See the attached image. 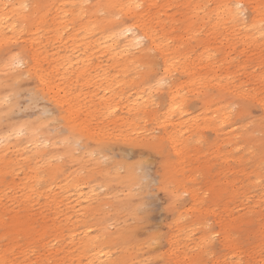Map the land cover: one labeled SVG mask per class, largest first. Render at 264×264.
<instances>
[{
  "label": "rangeland",
  "instance_id": "1",
  "mask_svg": "<svg viewBox=\"0 0 264 264\" xmlns=\"http://www.w3.org/2000/svg\"><path fill=\"white\" fill-rule=\"evenodd\" d=\"M5 1L4 10L11 0ZM136 1L139 9L145 7L150 29L161 39L170 37L164 48L141 39L134 55L147 50L151 70L131 62L102 75L94 64L93 70L76 76L74 70L64 71V59L56 58L79 44H93L117 20H139L133 11L109 20L100 0H29L26 19L10 18L18 28L6 31L0 42L1 131L9 134L10 145L22 147L19 153L32 159L29 163L16 154L5 155L20 163L9 167L8 185L0 191V253L11 264L37 263L51 248L60 252L48 264H89L92 249L77 242L88 230L105 241L96 244L110 250L117 264L127 257V264H264V43L226 20L213 26L214 14L194 15L193 1L156 0L151 10L147 0ZM256 1L264 3L251 0L246 23ZM201 3L204 9L213 6L212 1ZM110 11H118L117 6ZM91 51L94 62L107 65L108 55ZM7 54L18 55L24 63L9 67ZM170 57L171 64L163 66L162 59ZM103 76L110 77V87L119 93L115 115L130 116L124 108L128 98L148 99L146 111L134 123L100 122L90 94L105 86ZM161 80L166 83L158 86ZM171 88L178 101L174 109L169 107ZM223 116L227 120L221 123ZM193 120L196 124L185 131L184 125ZM69 124L86 145L102 141L110 147L94 153L97 161L92 159L86 169L77 150L72 160L49 161L60 155V139L69 134ZM27 127L34 129L37 140L50 139L41 143L37 159L28 134L17 132ZM146 138L160 145L142 143ZM115 159L121 161L116 168L121 174L124 163L139 164L136 172L143 168L148 185L140 197L131 190L133 212L118 209L104 219L103 209L123 201L127 192L119 183L111 189L103 185L104 169L114 167ZM50 167L53 175H48ZM33 174L38 179L32 189H22ZM79 192H91L96 197L91 207L103 203L102 209L80 214ZM134 225L141 246L132 245L127 256L111 237L113 231ZM204 236L218 239L206 244ZM175 256L182 259L176 262Z\"/></svg>",
  "mask_w": 264,
  "mask_h": 264
},
{
  "label": "bare ground",
  "instance_id": "2",
  "mask_svg": "<svg viewBox=\"0 0 264 264\" xmlns=\"http://www.w3.org/2000/svg\"><path fill=\"white\" fill-rule=\"evenodd\" d=\"M101 1V11L105 12L108 11V16L106 19L109 20H116L117 14H127L129 11H133L135 15H138L140 18L139 20H136L130 24H125L122 20H117L115 22V25H112V29L108 33H104L98 38L93 44L88 45V43L79 44L78 47L76 46L72 47V49L69 51V54H62L58 55L56 58H62L64 59V62L62 63V67L64 71L70 72L71 70L76 72V76L79 74H83L88 70H93L95 68V65L98 67V69H102V75L106 73V69H115L116 66L121 64L129 63H135V64H143L147 70H151V66L153 64V61H150L148 59V53L147 50H145V54L143 53L142 56L134 55V52L139 49V47L142 45V38L146 37L147 39H150L151 46L152 47H167L170 45L169 36L163 37L161 39L160 35L157 36L156 32H154L153 29H150L149 25L145 21L147 19L148 15H145L144 9L145 7H140V3L136 0H100ZM149 6V10L152 9V5L155 6L156 0H147ZM188 1H193L191 12H195L194 15H197L199 12H202L203 17H205L208 14H214L213 16V26H217L220 24L221 21L226 20L230 26L233 29H244L245 34H249L250 36L255 39V42L264 43V31L260 28V23L262 20H264V3L261 1H256V4L252 5V17L248 23H246L243 19L245 16V10L248 8V6L251 3V0H205L206 2L212 1L213 6H211L209 9H204V5L201 3L202 0H185L187 4H190ZM29 0H11L8 1L9 3V9L4 10L3 6L4 3H6L5 0H0V42L3 41L5 38L6 31L15 32L16 24L14 21L17 19L24 20L28 17V14L25 11L24 5H27ZM242 4L245 6V9L242 10L244 12V15L241 16L238 13V10L234 7L235 4ZM112 6H117V10L114 13L110 11V8ZM250 7V6H249ZM150 13V12H149ZM205 14V15H204ZM10 18L16 19L11 20ZM189 27V26H188ZM92 30V29H89ZM196 31V29H195ZM129 32V35L126 34ZM195 35V34H193ZM163 36V35H162ZM261 41H258L260 40ZM257 40V41H256ZM81 46L83 47L81 49ZM34 49V48H33ZM88 49L89 51H87ZM91 49H94L95 51H99L101 53H104L108 55L109 62L107 65L102 67V64L98 61H93L91 59L92 51ZM58 52V51H57ZM77 53L76 55H74ZM129 53V54H128ZM142 53V52H140ZM129 56H128V55ZM8 61L10 66L12 67L13 63L11 60V57L13 55L7 54ZM135 56H138L137 58ZM143 60H141L140 59ZM56 58L54 60L56 61ZM125 59L127 62L121 60ZM172 57L170 58H163L162 63L163 66L168 63L171 64ZM189 59H184V61H188ZM20 63H24L22 59H20ZM95 64V65H94ZM102 67V68H101ZM89 71L88 73H90ZM104 77V76H103ZM105 78V86L102 87V90H93L91 91V96L96 100L97 107L94 109L95 113H101V123L103 125H110V124H120V123H127L132 124L135 120L139 119L137 116L140 112H145L148 106V99L145 95H137L136 97L132 99H127L125 104V110L128 113L129 117H120L119 115H115V111L118 108V103H120L116 97H119V93L114 90L112 87H110L109 78L110 77H104ZM99 92V94H98ZM175 90L171 88L168 92V100L170 101L169 107L170 109H174V106H178L176 101V94L174 93ZM98 94V96H97ZM2 97L0 96V101ZM121 104V103H120ZM101 108V109H99ZM101 110V112L99 111ZM170 112L168 113V115ZM225 114V113H223ZM72 116V115H70ZM72 120L71 118H69ZM227 120V116L221 117V123L225 122ZM73 121V120H72ZM179 123V122H178ZM196 124L193 120L188 121L185 126V131L189 129L190 126ZM28 126V125H26ZM69 134L67 136H64L60 139V143L62 144V149L60 151V155H53L50 156L52 159H59L60 157H65L66 159L72 160L73 151L77 150L80 153L79 158L82 160V165L86 169V165L90 163L92 159H94L93 163L96 162V156H93L96 152L104 151L110 147H107L105 142L98 141L95 145V147L88 146L86 144L87 140H84L83 137L79 136V134L74 130V127L72 124H69ZM17 132H26L28 134V140L30 143V151L33 152L34 159H37V157L40 156L38 153V149L40 148L41 143H45L50 141V139L47 136H43L42 140H37L35 137L34 129L31 127H27L25 129L19 128ZM9 134L7 132L1 131V124H0V191L1 188L6 187L8 185L7 181V174L9 167H11L13 164L17 165V168L19 167L20 159L15 160L11 157L5 158V155H7V152L13 153L18 155L22 160L28 161L32 158L24 157V153H19L20 149H23L22 147H19L17 144L10 145L8 140ZM142 143H151L155 147H158L160 143L154 139L151 141V139H141ZM175 146V143L174 145ZM160 149V147L158 148ZM162 151V149H160ZM163 152V151H162ZM77 158V157H75ZM30 163V162H29ZM121 161L115 159L114 167L104 169V186H107L108 189H111V185L114 183H119L123 186L125 189L126 195L125 199L123 201H113L108 204L107 209H103V212L105 213L107 218H112L113 215H116L117 210H124L125 212H133L135 209V205L132 204L131 201V193L135 189L138 191V196H142L143 191L146 189V186L148 185L147 182V176L143 172V168L140 170V172H136L139 164L137 163H124V172L121 174L119 173L116 168L119 167L121 164ZM123 164V163H122ZM30 165V164H28ZM31 166V165H30ZM32 168V166H31ZM33 169V168H32ZM50 171H48V175H53V172H55V169L53 167L49 168ZM101 173V172H100ZM173 178V175H166V178ZM28 180L30 181L29 184L22 187V189L31 190L33 183L38 179V176L36 174L27 176ZM51 178L50 180H52ZM164 180L163 177H161L160 183L164 184L162 181ZM77 189V187H75ZM80 190V188L78 189ZM92 190V189H90ZM132 190V191H131ZM83 193L79 192V196H82ZM89 198V200H87ZM96 200V197L89 192L88 195L82 196L81 200H77L76 204L79 205L77 208V211H80V214L85 215V212H96L100 209H102V204L99 203L97 207H91L92 201ZM74 206V205H73ZM67 208V207H66ZM78 216V214H76ZM2 222L1 216H0V223ZM137 226H125L123 228H119L115 231H113V236L111 237V242H113L115 245L120 244V247L123 249V251L127 254V256L131 255V251H129V248L133 245L135 247H140V238L141 236L137 233ZM192 232V230H191ZM204 241H206L207 237H203ZM105 242L102 239H99L98 235H90L89 231L87 230L84 233L82 241H77L78 243L81 242L83 246L89 247L92 249V254L88 257L87 262L89 264H117L115 263L114 257L111 256V251L108 249H104L102 247H99L96 242L98 241ZM202 241V242H204ZM201 242V243H202ZM119 247V246H118ZM119 247V248H120ZM120 248V249H121ZM64 251V250H61ZM60 251L54 250L49 248L48 253L45 257V260H41L37 263H30L28 261H25L23 264H48L49 259H51L54 255H57ZM80 260L81 258H77ZM129 258H121L120 262L121 264H127V260ZM174 259L179 261V256H175ZM190 259V258H187ZM62 261H59V264H61ZM264 263V261H263ZM0 264H11L9 261H6L4 258V254L0 253Z\"/></svg>",
  "mask_w": 264,
  "mask_h": 264
},
{
  "label": "snow or ice",
  "instance_id": "3",
  "mask_svg": "<svg viewBox=\"0 0 264 264\" xmlns=\"http://www.w3.org/2000/svg\"><path fill=\"white\" fill-rule=\"evenodd\" d=\"M23 7L26 8L27 5H24ZM234 7L238 10L239 15H241V16L244 15V12L242 11V10L245 9L244 5L237 3V4L234 5ZM260 28H261L262 31H264V20L261 21ZM11 60H12V63H13L14 66H16V67L20 66V58H19L18 55H13L11 57ZM164 83H166V81L161 80V81H159L158 86L159 85H163ZM141 207H143L145 211H150L151 210L150 206L142 205ZM216 239H218V236H211L205 241V243L206 244H210L212 241H214ZM207 250L211 251V249H207ZM208 264H211L210 260L208 261Z\"/></svg>",
  "mask_w": 264,
  "mask_h": 264
}]
</instances>
